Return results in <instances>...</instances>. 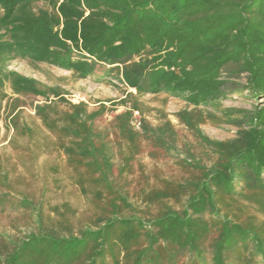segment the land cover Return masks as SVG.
Masks as SVG:
<instances>
[{
  "label": "trees",
  "instance_id": "trees-1",
  "mask_svg": "<svg viewBox=\"0 0 264 264\" xmlns=\"http://www.w3.org/2000/svg\"><path fill=\"white\" fill-rule=\"evenodd\" d=\"M16 61L121 98L72 103ZM168 98L184 104L174 116L192 144ZM232 98L243 107H224ZM205 125L233 135L210 139ZM1 129L30 164L42 144L63 156L90 208L83 220L67 204L45 210L0 155V215L26 227L0 231V264H264V0H0ZM146 149L181 175L133 198L124 178Z\"/></svg>",
  "mask_w": 264,
  "mask_h": 264
},
{
  "label": "rangeland",
  "instance_id": "rangeland-1",
  "mask_svg": "<svg viewBox=\"0 0 264 264\" xmlns=\"http://www.w3.org/2000/svg\"><path fill=\"white\" fill-rule=\"evenodd\" d=\"M9 69L18 72L19 74L31 77L39 82L52 86L63 85L68 91L66 99L72 103L85 102L89 104V108H94L95 102H102L109 106L107 101H116L121 98L119 90L109 85L96 84L90 81L71 82L66 81L65 84L60 83L57 79L65 77L68 79L67 72L57 70L45 65H38L37 68H32L23 62H12ZM161 99V98H159ZM143 101L152 108H161L159 100H152L150 97L143 98ZM224 107H243L241 101L232 98L223 102ZM184 108V104L177 99L168 98L164 112L168 119L177 130L181 142L192 144V137L187 131L178 124L175 113ZM122 108H117L116 113L121 112ZM26 114L32 115L26 109ZM147 119L152 124H157L158 119L155 112H150ZM111 119V115L107 114L103 117L102 125ZM29 121L30 119L27 118ZM201 131L208 138L213 140H226L232 137L233 130L227 127L213 128L208 125L202 126ZM4 133L1 129L0 134V149L6 147L5 150H0L2 158L8 159L7 166L11 170L14 168L13 177H18L16 186L20 190L29 193L35 198H39L43 194L44 208L60 206L67 204L75 212V219L83 220L89 214V203L82 197L72 182L73 175L65 168L64 158L50 148L42 147L37 151L38 157L30 164L23 158H19V153L13 152L6 145L7 139L2 138ZM11 133H9L10 136ZM8 136V137H9ZM50 143L51 140H48ZM42 143V142H41ZM25 165V167H23ZM56 170V171H55ZM54 171V172H53ZM180 171L175 166L172 160L167 158L157 157L152 158L149 155V150L146 149L137 158L133 165L132 173L124 178V184L128 185V190L131 197L134 198L136 193L141 188H158L162 180H175L180 177ZM22 177L23 182L19 178ZM15 215H0V231L11 234L17 233L15 227L20 231H24L26 227L23 223H15Z\"/></svg>",
  "mask_w": 264,
  "mask_h": 264
},
{
  "label": "built area",
  "instance_id": "built-area-1",
  "mask_svg": "<svg viewBox=\"0 0 264 264\" xmlns=\"http://www.w3.org/2000/svg\"><path fill=\"white\" fill-rule=\"evenodd\" d=\"M133 117H134V122H133V126L136 128V129H138V127H139V123H138V114L136 113V112H134L133 113Z\"/></svg>",
  "mask_w": 264,
  "mask_h": 264
}]
</instances>
